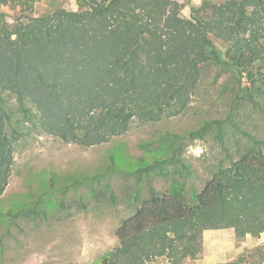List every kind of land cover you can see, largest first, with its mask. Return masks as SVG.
<instances>
[{
    "label": "trees",
    "instance_id": "1",
    "mask_svg": "<svg viewBox=\"0 0 264 264\" xmlns=\"http://www.w3.org/2000/svg\"><path fill=\"white\" fill-rule=\"evenodd\" d=\"M38 1L0 0V196L11 176L18 125L30 123L64 143L103 144L133 119L183 114L203 69L213 64L247 87L233 89L224 118H204L189 133L213 131L229 150L227 162L189 195L181 187L151 189L121 219L117 244L101 263L163 257L183 264L200 253L209 214L239 235L260 236L264 137L241 123L237 110L249 104L264 117V0L202 1L188 16L177 0H75L76 9L33 15ZM5 6L20 13L12 25L2 20ZM226 129L235 135L230 144Z\"/></svg>",
    "mask_w": 264,
    "mask_h": 264
},
{
    "label": "rangeland",
    "instance_id": "2",
    "mask_svg": "<svg viewBox=\"0 0 264 264\" xmlns=\"http://www.w3.org/2000/svg\"><path fill=\"white\" fill-rule=\"evenodd\" d=\"M177 1L181 14L188 16L190 7L202 1L223 0ZM58 8L77 5L75 0H41L33 15ZM3 12L8 25L20 17L18 8L5 6ZM236 80L210 64L183 114L155 122L133 119L125 133L95 146L64 143L30 123L18 125L21 136L15 142L11 176L0 196V264H102L117 244L119 222L151 189L181 187L187 195L199 191L216 166L227 162L229 150L213 131L202 137L189 131L204 118L226 116L233 89L247 87L243 78ZM259 100L264 104V97ZM9 104L18 117L13 100ZM237 112L241 123L264 137L260 112L249 104ZM225 133L230 144L235 135L229 129ZM238 258L239 264H264V232L242 236L209 214L200 253L183 264H226ZM147 264L169 263L158 257Z\"/></svg>",
    "mask_w": 264,
    "mask_h": 264
}]
</instances>
